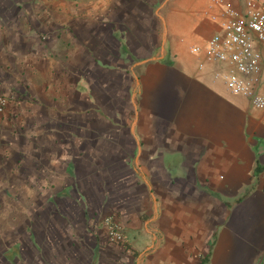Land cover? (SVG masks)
Masks as SVG:
<instances>
[{
    "label": "crops",
    "instance_id": "obj_1",
    "mask_svg": "<svg viewBox=\"0 0 264 264\" xmlns=\"http://www.w3.org/2000/svg\"><path fill=\"white\" fill-rule=\"evenodd\" d=\"M159 3L0 0V264H231L217 228L262 193L245 130L264 140V114L167 46L166 20L171 39L215 33L216 0Z\"/></svg>",
    "mask_w": 264,
    "mask_h": 264
},
{
    "label": "built area",
    "instance_id": "obj_2",
    "mask_svg": "<svg viewBox=\"0 0 264 264\" xmlns=\"http://www.w3.org/2000/svg\"><path fill=\"white\" fill-rule=\"evenodd\" d=\"M222 7L218 30L205 40V46H191V55L201 54L204 62H198L201 69L205 62L226 66L225 72L214 73V78L223 81L230 92L245 97L251 107L264 114V0H243L242 9ZM7 106V100L0 95V115ZM107 236L119 244L123 243L120 229L111 217L104 219Z\"/></svg>",
    "mask_w": 264,
    "mask_h": 264
},
{
    "label": "rangeland",
    "instance_id": "obj_3",
    "mask_svg": "<svg viewBox=\"0 0 264 264\" xmlns=\"http://www.w3.org/2000/svg\"><path fill=\"white\" fill-rule=\"evenodd\" d=\"M162 0H160L161 3ZM159 3V4H160ZM191 3V2H190ZM193 3V2H192ZM158 3L153 6L152 9L154 12V9L156 10ZM190 5V4H189ZM193 5V4H192ZM170 6V5H167ZM166 6V8H167ZM185 6V5H184ZM182 6L181 14L182 17H184L185 22L187 25L188 23H191L194 21V16L188 12L187 8ZM166 10V9H165ZM166 12L163 11V15ZM180 14V15H181ZM168 19V18H167ZM166 29L168 33V42L167 46L172 43L173 46H175L176 52H177V59L180 60H186L190 62V58L192 55H190L187 52L188 46H198L200 49H202L205 46L204 43H196L195 39L192 37L191 33H186L185 36L180 37H174L170 38V23L169 20H166ZM159 35H160V29H158ZM194 57H198V62H204L202 55H193ZM190 57V58H188ZM219 70L218 72H225L226 66L220 63H208L205 62L203 65V70L205 71H213L214 73ZM264 74V71H263ZM241 96V95H236ZM243 97V96H241ZM245 98V97H243ZM234 99L238 102H241L242 104L245 102L239 97H234ZM245 100L248 102V100L245 98ZM246 103V102H245ZM249 104V102H248ZM247 104V106H248ZM249 114L251 115H258L262 113L261 111L251 107L249 104ZM257 110V111H256ZM261 112V113H260ZM247 139H248V151L253 153L255 164L253 168V173L256 165H261V163H264V140H261L258 142V145H255L257 143L255 138H252L248 134L250 131L245 130ZM254 143V145H253ZM263 172V174H261ZM261 174V175H260ZM260 175V177L264 176V170L260 171L257 174V177ZM240 176L237 175L236 178ZM261 180H256V183L251 186V188L255 186H260ZM254 191L251 192L246 198V201L243 203V205L237 207V205L234 204V202H231L230 209L228 210L229 214L226 217L225 222L222 226H219L217 228V242L218 245L216 246L218 250H220L219 254L225 253L228 251L229 253V260H226V262L231 264H242V262L249 257L251 253H254L255 256H257V260H255V264H264V254L260 255L257 253V248L259 245L264 246V235L262 233V229L264 230V225H262V219L264 214V196L260 191H257V189H253ZM247 189L238 188L235 190L234 186L232 188L231 194H228V196H222L223 200H229V199H236L240 197L244 192H246ZM236 194H235V193ZM221 198V197H220ZM5 202H6V195H0V236H4L6 232V210H5ZM252 251V252H251Z\"/></svg>",
    "mask_w": 264,
    "mask_h": 264
},
{
    "label": "trees",
    "instance_id": "obj_4",
    "mask_svg": "<svg viewBox=\"0 0 264 264\" xmlns=\"http://www.w3.org/2000/svg\"><path fill=\"white\" fill-rule=\"evenodd\" d=\"M263 169L260 167V166H258V165H256V167H255V169H254V175L256 176L260 171H262ZM261 191H262V193H263V195H264V181H263V183H262V185H261ZM246 194H247V191L246 192H244L240 197H238L235 201H237V202H239V201H241V199L243 198V197H245L246 196ZM124 246L126 245V244H123ZM205 263V260L203 259V260H201L200 261V264H204Z\"/></svg>",
    "mask_w": 264,
    "mask_h": 264
}]
</instances>
